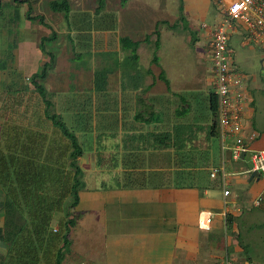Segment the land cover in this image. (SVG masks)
<instances>
[{"label":"crops","instance_id":"crops-1","mask_svg":"<svg viewBox=\"0 0 264 264\" xmlns=\"http://www.w3.org/2000/svg\"><path fill=\"white\" fill-rule=\"evenodd\" d=\"M231 1L179 0L175 2L176 13L171 18L176 17L172 23L165 18L152 22V31L158 22L155 50L158 51L161 47L159 24L174 29L180 13L187 28L189 21L197 19L193 26V34L198 38L195 50L204 53L208 64L202 71L204 85H198L196 77L186 82L172 72L170 80L168 69L158 64V57L157 80L148 82L153 79L150 69H135V63L130 62L129 69L114 71L120 79L118 89H123L124 104L130 108L129 113H121L120 104H117V114L100 116L99 120L106 122L104 128L108 130H105L93 125L98 117L95 113L89 118V114L77 112L78 142L85 134L83 137H91L93 146L89 145L92 148L86 151L79 142L83 152L77 164L82 170L83 187L78 190L77 202L70 209L78 217L70 230L71 244L61 264H215L231 250L239 249L235 239L238 234L241 237L245 231L250 234L258 225L247 223L251 210L246 208L252 205L256 194L246 183L258 179L261 173L249 179L245 172L248 167L246 157L241 161L225 159L219 128L217 122L212 125L208 108L207 95L213 91L212 85L209 86L211 83L208 84L211 74L208 29L200 28V23L211 25L218 21L222 7ZM9 2L0 0V7ZM11 6L26 9L24 2L15 1ZM178 6H181L180 13ZM22 11L19 18L23 20L25 10ZM116 28V16L112 14L106 30L116 31ZM89 31L83 30L84 34ZM152 31L146 34L154 35ZM121 36L132 40L143 38L127 32ZM80 37L88 39L86 35ZM242 40L243 28L238 23L229 36L228 47L231 62L247 93L243 107L245 134L251 130L256 133L246 145L251 149H264V48L250 46ZM234 42L238 43L239 50L262 52L258 70L249 69L245 59L237 60L241 54L238 50L233 51ZM20 43L18 40L11 49L12 53L17 52L16 60ZM175 46L173 38L169 52ZM171 71L178 73V69ZM160 72L164 79L158 76ZM119 93L120 97L123 93ZM98 134L114 138L106 152L108 156H102L101 148L96 146ZM162 136L167 139L166 146ZM226 143L230 145L229 140ZM231 162L240 163V166L232 167ZM211 167L221 168L225 179L220 174L209 177ZM86 170L93 171L91 177L85 174ZM224 189L228 190L227 195H223ZM261 193L259 207L253 210L258 211L264 205V188ZM206 214H211L207 229L199 225ZM226 214L236 218L228 228L224 221ZM95 240L98 241L96 245L93 244ZM5 250V244L0 241V255H4Z\"/></svg>","mask_w":264,"mask_h":264},{"label":"rangeland","instance_id":"rangeland-1","mask_svg":"<svg viewBox=\"0 0 264 264\" xmlns=\"http://www.w3.org/2000/svg\"><path fill=\"white\" fill-rule=\"evenodd\" d=\"M8 1L10 2L0 8V105L6 95L5 99L16 100V97L12 96V89L14 88L22 89L27 87L23 89V96L34 98L32 86L28 79L29 70L36 67L34 71H38L41 64L48 59V56L37 48L40 36L48 35V30L41 28L34 21L19 18L23 15L22 10H25V7L21 9V6H18V22L11 26L12 34L8 32L6 20L8 16H11L13 9L11 5L15 2L14 0H4V2ZM47 1L30 0L32 7L30 13L32 15H43L45 22L55 32L54 39L44 43L45 50L50 51L53 55L51 66L46 69V78L48 80L53 79V81L52 83L48 82L47 79L41 81L49 99L53 103V109L62 115L65 123L74 131L76 136L80 135V133H77L78 129L75 120L78 111L89 114V118L92 113H95L98 117L95 122H92L93 125L108 130L104 128L106 122L99 120V117L106 114H117L119 112L117 104H120V111L123 114L129 113L130 108L127 109L124 104L126 102L123 89H120L123 94L119 97L120 91L118 87L120 86V79H118L116 73L109 75L106 91L94 93L90 88L92 85V72L100 68L129 69L128 65L130 62L127 57L129 51L119 47L118 37L127 32L133 34L136 38H142L144 34L151 33L153 29L152 22L155 19L165 18L168 19L169 23H172L176 17L171 18L176 13L175 2L179 0H125L123 4L119 0H104L102 10L105 13H112L116 16L117 32L108 31L106 30L107 27H101V29L89 27V29H84L86 32L90 30L89 33L85 34L83 30H76L72 24L71 26L67 24V21L60 13L51 12L48 9ZM69 4L71 14L84 11L88 15H92L97 3L96 0H69ZM175 22L176 26L174 29L159 24L161 47L158 51H155L153 46L156 36L151 35L147 42H140L136 50L138 61H136L134 67L135 69H150L153 79H148V82L150 80L156 81V69L158 68L151 61L154 52L159 59L158 64L166 66L168 69V78L170 80L173 78L171 76L172 72L178 78L180 76L186 79V82H188L189 78L191 81L193 77H196L198 85L202 86L204 85L202 71L208 68V64L204 53L195 50L196 42L198 41L197 35L193 34L194 39L191 38L197 19L189 21L187 29L181 27V21L180 24L177 19ZM81 35H86L88 39L80 37ZM173 38L176 42V48L169 52L168 46L172 43ZM18 40L21 43L18 59L16 60L17 52L13 51L12 53L9 48L12 44L17 45L16 42L18 43ZM15 45L14 47H16ZM232 47L233 51H240L241 57H236L237 60L245 59L249 63V69L258 70V60L262 52H249L246 48L239 50L240 48L236 42L232 43ZM172 69H178L177 75L176 71H171ZM123 81L125 83V78ZM262 96L264 97L263 93ZM118 97L121 98V101H119ZM2 120L3 117L1 115L0 129ZM83 136L79 139V142L86 151H89L92 147L89 148L88 146H93L92 139L91 137ZM111 141L113 143L114 138L109 137L108 134L97 135L95 143L98 149L101 148L102 156L109 155L106 152ZM229 164L232 167L236 164L240 166V163L231 162ZM92 173L93 171L91 170L85 171V174H89L90 177ZM246 184L257 195L264 188V173H261L258 179H253ZM0 195H2L1 188ZM257 207L259 205H251L246 208L251 210L247 223H258L250 234L247 236L242 235L241 237L240 243L244 244L246 248L239 245V249L231 250L232 252L225 257L235 264H264V205L258 211L253 210V208L257 209ZM246 209L244 210L248 211ZM51 227L55 228L54 223H52ZM97 243V240L93 241L94 245ZM247 255L251 256V261L245 259Z\"/></svg>","mask_w":264,"mask_h":264},{"label":"trees","instance_id":"trees-1","mask_svg":"<svg viewBox=\"0 0 264 264\" xmlns=\"http://www.w3.org/2000/svg\"><path fill=\"white\" fill-rule=\"evenodd\" d=\"M14 1L26 3L25 19L48 30V35L40 37L37 44V48L48 59L41 64L38 71L29 75L34 98L23 96V89L27 87L14 88L12 96L16 100L5 99L6 95L0 105V116L3 117L0 129V241L6 246L5 254L0 255V264H61L71 244L70 230L78 217L70 209L77 202L78 190L83 187L82 170L77 164L83 150L74 131L54 111L53 103L41 83L46 78V69L53 61V55L45 50L44 43L52 41L55 32L45 22L43 15L30 13V0ZM124 1L119 0L121 4ZM96 3L92 15L84 11L71 14L69 0H48L47 6L51 12L60 13L67 24H72L76 30L104 25L108 27L112 13L102 10L104 0H96ZM178 9L180 13L181 6ZM177 21L182 22V28H187V22L181 13ZM17 22L18 10L14 7L11 16L6 20L10 34L11 26ZM157 23L152 31L156 36L154 50L157 49L158 41ZM149 37V34L139 40H132L127 36L119 37V46L129 51V62L136 63V48L140 42H147ZM12 48L13 44L9 49ZM151 61L157 64V55L154 52ZM114 71L109 68L94 70L91 88L95 92L106 91L109 75ZM158 76L164 79L161 72ZM207 99L212 125H215V93L210 90ZM150 113L155 114L152 111ZM162 138L166 146L167 139L163 136ZM224 221L228 228L236 218L226 214ZM52 223L55 225L54 230ZM247 234L245 231L244 236ZM235 239L238 245L246 248L240 243L241 234ZM245 259L251 261L252 258L247 255Z\"/></svg>","mask_w":264,"mask_h":264},{"label":"built area","instance_id":"built-area-1","mask_svg":"<svg viewBox=\"0 0 264 264\" xmlns=\"http://www.w3.org/2000/svg\"><path fill=\"white\" fill-rule=\"evenodd\" d=\"M243 28V42L253 47L264 48V0H233L222 7L218 21L207 25L200 23V28L208 29L207 53L210 61V83L216 97V120L221 139V150H230V159L237 161L243 152V159L248 160L245 172L252 170L264 173V149H251L247 140L255 137V131L245 134L243 124V107L247 93L243 89L239 76L230 58L228 39L235 24ZM264 70V67H263ZM230 141V145L226 141ZM209 177L217 174L224 178L221 168L211 167ZM228 190H223L227 195ZM262 193L257 194L251 204L257 206ZM211 214H206L200 221V226L207 229ZM54 230V228H53ZM215 264H235L224 258Z\"/></svg>","mask_w":264,"mask_h":264},{"label":"water","instance_id":"water-1","mask_svg":"<svg viewBox=\"0 0 264 264\" xmlns=\"http://www.w3.org/2000/svg\"><path fill=\"white\" fill-rule=\"evenodd\" d=\"M263 64H264V59H263ZM262 69H263V65H262ZM224 156H225V159L226 160H229L230 159V150L229 149H225L224 150ZM240 158H243V152H241ZM258 174H259L258 171L252 170L249 173V179H251L253 176H258Z\"/></svg>","mask_w":264,"mask_h":264}]
</instances>
